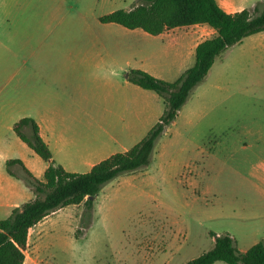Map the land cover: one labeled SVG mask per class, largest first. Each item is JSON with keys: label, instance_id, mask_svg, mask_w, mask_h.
Returning a JSON list of instances; mask_svg holds the SVG:
<instances>
[{"label": "rangeland", "instance_id": "obj_1", "mask_svg": "<svg viewBox=\"0 0 264 264\" xmlns=\"http://www.w3.org/2000/svg\"><path fill=\"white\" fill-rule=\"evenodd\" d=\"M136 1L0 0V80L4 46L15 49L20 40L35 39L36 17L58 12L89 16L91 28L102 31V82L90 84L91 112L102 113V85H120L130 70H163L166 77L173 56L161 38L99 23L101 16L128 11ZM255 5L264 9V0L248 2L245 9ZM260 35L244 38L215 58L158 138L149 165L102 186L86 224L82 202L49 214L35 226L25 264H185L213 246L212 233L230 235L239 251L264 241ZM2 105L0 101V172L5 171L3 155L8 160L23 156L32 175L42 179L46 163L19 147L5 127ZM66 168L79 174L90 170L84 165Z\"/></svg>", "mask_w": 264, "mask_h": 264}, {"label": "crops", "instance_id": "obj_2", "mask_svg": "<svg viewBox=\"0 0 264 264\" xmlns=\"http://www.w3.org/2000/svg\"><path fill=\"white\" fill-rule=\"evenodd\" d=\"M256 1L216 0L229 14L245 10L246 3L254 5ZM89 18L79 12L37 16L36 38L28 42L20 40L15 49L4 46L2 58L0 101L7 114L6 129L13 131V125L22 118L33 119L52 160L65 171L67 166L76 165H84L88 171L112 154L131 149L155 125L164 110V102L155 92L142 89L125 77L120 85H102L99 92L102 113L91 112L90 84L102 80V31L92 29ZM214 34L212 28L201 24L153 36L161 38L166 51L172 53L171 67L166 77L162 75L163 70L144 71L163 81H175L194 64L197 45ZM257 34H261V42H264V31ZM30 43L34 44L33 49ZM14 135L21 149L27 148L34 154ZM8 158L2 156L5 171L0 172V220L33 199L26 185L7 173ZM9 160H20L32 172L23 156Z\"/></svg>", "mask_w": 264, "mask_h": 264}, {"label": "trees", "instance_id": "obj_3", "mask_svg": "<svg viewBox=\"0 0 264 264\" xmlns=\"http://www.w3.org/2000/svg\"><path fill=\"white\" fill-rule=\"evenodd\" d=\"M99 21L118 24L126 29H141L152 36L201 24L212 28L215 34L197 45L194 64L173 82L163 81L138 69L128 72L130 83L155 92L163 100V113L135 146L100 161L87 173H70L55 164L33 119L22 118L13 125L16 136L47 167L42 180H39L20 160L6 162L7 173L21 180L32 192L33 199L0 220V264H25L30 231L49 214L83 202L86 212L82 222L86 224L90 220L93 199L102 186L121 174L148 166L158 138L174 122L192 90L206 77L215 58L244 38L264 31V9L255 5L252 10L229 14L216 0H137L130 10H116L101 16ZM212 237L213 246L185 264H264V241L246 251H239L230 235L215 236L212 233Z\"/></svg>", "mask_w": 264, "mask_h": 264}]
</instances>
